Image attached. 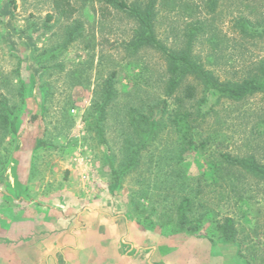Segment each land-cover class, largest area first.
I'll list each match as a JSON object with an SVG mask.
<instances>
[{
    "label": "rangeland",
    "instance_id": "374dc122",
    "mask_svg": "<svg viewBox=\"0 0 264 264\" xmlns=\"http://www.w3.org/2000/svg\"><path fill=\"white\" fill-rule=\"evenodd\" d=\"M11 1L0 0V103L21 114L9 116L19 115L14 132L16 121L6 124L1 117L6 107H0V173L9 163L4 160L18 157L26 163L23 173L45 176V189L57 191L65 184L77 195L92 192L106 209L128 214L139 225L128 239L135 243L132 261L116 256L86 264H264V181L233 169L217 186L211 174L220 149L264 164V94L219 103L212 98L207 124L217 112L215 125L226 135L225 144L189 151L176 167L169 112L177 96L189 107L188 90L195 101L201 98L197 82L187 79L177 96L167 97L171 76L164 54L152 47L135 49L137 23L107 0ZM127 1L154 2L156 36L172 52L184 48L191 24L204 22L194 53L210 62L221 80L241 81L264 62V0H218L214 11L209 0ZM243 20L262 32L252 34ZM76 23L79 31L65 45ZM112 71L117 97L100 122L102 136L93 109ZM163 98L167 111L160 106L153 112L166 124L160 139L142 152L136 170H123L132 148L128 140L134 138L129 108ZM185 194L193 197L189 220L200 225L196 230L179 225L178 205ZM227 217L237 228L233 242L222 235ZM11 257L13 252H4L0 264Z\"/></svg>",
    "mask_w": 264,
    "mask_h": 264
},
{
    "label": "trees",
    "instance_id": "16d2710c",
    "mask_svg": "<svg viewBox=\"0 0 264 264\" xmlns=\"http://www.w3.org/2000/svg\"><path fill=\"white\" fill-rule=\"evenodd\" d=\"M15 5V0L11 1ZM107 2L115 7L119 11L127 13L137 23V36L133 43L135 49L152 47L162 52L167 62V68L171 78L165 89V95L171 97L177 96L182 84L191 79L201 87V98L195 101L193 89L188 90L186 97L191 103L188 106L185 105L186 99L183 100L177 96L178 104L176 108L169 112L170 123L175 132L176 152L175 161L176 167H179L185 160L187 152L193 150H199L207 152L212 147L219 148L225 144L226 135L220 127H217L216 116L217 112H214L215 120L213 123L207 124V116H210L213 112V108H207L208 102L214 98L216 103H219L223 99L241 100L247 95L255 93L264 94V62L258 68H256L249 76L243 78L241 81L233 80H221L211 69L212 64L200 60L194 53V44L198 36L205 31L204 22L201 25L191 24L189 32L186 35V42L184 48L179 51H169L164 44L156 36L155 32V4L149 2L145 5L131 4L127 0H107ZM218 0H209L208 7L211 11H214L217 7ZM199 20L197 21V23ZM242 25L254 34L262 32V30L253 29L252 23L248 20H243ZM80 23H76L75 27L71 29L68 40L65 45L73 39L77 31H79ZM264 30V29H263ZM117 81V72L112 71L105 79L102 89L98 94V99L95 100V106L93 112L97 117L96 127L100 134L104 133V128L100 125V122L106 117V111L110 103L117 97V90L115 84ZM162 107L163 111H167L166 99L163 98L161 102L154 105H148L144 108L140 106H131L128 110L129 125L133 130L134 138L128 140V144L132 146L127 162L124 165L123 170L130 172L139 167L142 152L145 151L153 142L160 139V133L166 127L159 121L157 116H153L154 110L158 107ZM0 107H6L5 104L0 103ZM148 108V110H147ZM1 117L5 119L6 124L16 121L14 132H17L19 124L20 112L11 107L5 108ZM12 112L17 113L12 116ZM18 123V124H17ZM202 131L205 136H202ZM221 150V151H220ZM218 150V163L209 160L211 163V174L214 176V184L219 186L220 181L226 180V173H229L233 169L243 170L251 176L264 181V164L258 162L252 155L249 156H234L229 152H224L222 149ZM8 159V158H7ZM4 160L5 162L7 161ZM1 162V164L4 163ZM176 171V169L174 170ZM202 176H199L195 180H201ZM186 181V179L184 180ZM192 195L185 194L181 198L178 205L179 210V225L181 229H198L190 224L189 212L192 210ZM223 238L227 242H233L237 240V228H235L233 221L227 217L224 224L221 226Z\"/></svg>",
    "mask_w": 264,
    "mask_h": 264
},
{
    "label": "crops",
    "instance_id": "0c3cea01",
    "mask_svg": "<svg viewBox=\"0 0 264 264\" xmlns=\"http://www.w3.org/2000/svg\"><path fill=\"white\" fill-rule=\"evenodd\" d=\"M11 156L0 173V255H14L6 264H86L116 256L132 261L135 243L128 239L139 225L128 214L117 216L92 192L77 195L65 184L47 190L45 176L23 173L26 163Z\"/></svg>",
    "mask_w": 264,
    "mask_h": 264
}]
</instances>
